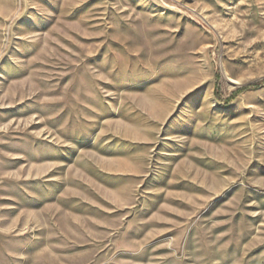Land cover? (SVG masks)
I'll return each instance as SVG.
<instances>
[{
  "label": "rangeland",
  "instance_id": "obj_1",
  "mask_svg": "<svg viewBox=\"0 0 264 264\" xmlns=\"http://www.w3.org/2000/svg\"><path fill=\"white\" fill-rule=\"evenodd\" d=\"M0 264H264V0H0Z\"/></svg>",
  "mask_w": 264,
  "mask_h": 264
}]
</instances>
